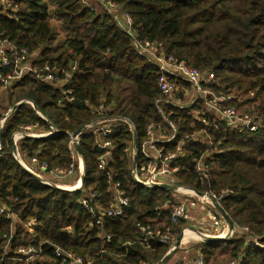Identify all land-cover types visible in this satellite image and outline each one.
I'll list each match as a JSON object with an SVG mask.
<instances>
[{"label":"trees","instance_id":"trees-1","mask_svg":"<svg viewBox=\"0 0 264 264\" xmlns=\"http://www.w3.org/2000/svg\"><path fill=\"white\" fill-rule=\"evenodd\" d=\"M11 1L18 7L15 12L0 5L4 38L35 56L38 66L58 68L56 76L68 79L63 88L73 92L74 100L59 106L63 89L40 83L33 76L14 82L8 90L10 99L14 96L11 108L31 101L47 121L22 104L10 114L2 131L0 205L17 214L18 220L13 223L0 214V264H25L15 258L20 249L28 247L41 250L46 258L30 264H62L56 257L58 247L91 257L94 264L164 262L169 246L153 242L145 249L141 245L145 235L139 226L170 227L178 237L187 222L179 219L172 223L173 192L146 188L134 181L127 149L135 143L136 133L138 165L146 163L142 144L147 128L160 126L168 139L173 135L170 123L177 128L175 138L157 143V147L163 149L164 156L177 153L180 147L176 159L168 164L170 170L178 169L173 173L175 183L219 196L234 226L248 232L226 242L199 243L206 264L225 263L220 257L240 264H264V0ZM103 2L114 3L119 16L131 18L133 37L104 9ZM95 4L102 12H96ZM53 21L68 35L62 42H58ZM134 39L141 44L162 43L164 55L201 72H213L215 82L209 88L217 94L233 95L228 106L241 112V117H252L259 130L233 129L224 122L215 129L210 115L206 116V126L193 115L204 112L200 102L158 106L160 75L147 57L138 54ZM7 73L9 70L0 69L1 75ZM178 82L181 88H192L185 81ZM112 116L127 119L133 130L119 126L108 136L112 148L104 169L99 159L105 150L97 146L92 135L80 137L85 163L81 191L45 185L13 153V137L23 128L37 126L38 132H49L53 126L59 131L56 136L23 139L18 143L19 152L29 161L47 164L50 171L67 172L72 164L77 167L71 158L69 135ZM199 132L205 141L197 137ZM201 159L209 168L205 175L196 171ZM111 183L120 184L130 206L101 228L80 201L94 194L92 205L109 210ZM30 221L36 223L33 232L25 229Z\"/></svg>","mask_w":264,"mask_h":264},{"label":"built area","instance_id":"built-area-1","mask_svg":"<svg viewBox=\"0 0 264 264\" xmlns=\"http://www.w3.org/2000/svg\"><path fill=\"white\" fill-rule=\"evenodd\" d=\"M85 3L89 7L92 6V4L88 3L87 1ZM1 4L5 8L10 9L14 12L18 10V7L14 6L11 0H0V5ZM101 5L106 11L109 12V14H114L119 26L122 29L126 30L131 37H133L131 30V18L127 14L119 16L117 7L112 2H103ZM134 43L138 54L147 57L148 60L156 66L160 75L158 80V88L161 93V99L156 101V104L158 106L187 105L175 100V95L179 91L178 81L182 80L192 86V90L196 96L194 102H200L202 104L204 112H193V115L204 125L208 126L209 123L206 119V116H211L212 114L215 119L213 125V128L215 129H218L222 125L221 122H224L226 126L233 129L237 127H243L252 132H257L259 130L258 125L253 122V118H250L249 116H237L235 108L228 106L229 101L232 98L231 96H227L222 93L217 94L209 88V86L213 85V83L215 82V74L213 72H201L195 68L189 67L184 62H179L173 56L164 55L162 52V43L145 42L141 44L135 39ZM0 69L9 70V73H7V75L0 74L1 86L4 88L8 89L14 82L20 81L27 76H33L40 83L46 85H55L63 89L62 94L64 96V99L58 102L59 106L64 107L66 105V102L68 104L74 100L73 92L71 90H64L63 88L69 83L68 79L59 80L56 76L58 68H52L48 65L42 67L38 66L37 64H35L33 55H30L26 49L19 48L16 44L5 39L4 34L1 32V30ZM19 104H27L35 110L34 104L31 101H22ZM100 109L104 111L110 110L108 108L104 109L103 107H101ZM12 112L13 110H10L0 119V131L6 125L8 117ZM36 112L41 119L47 121L45 116H43L38 111ZM200 115H203L204 117H201ZM169 125L171 127L173 135L168 139H165V135L162 132L160 126H155L152 124L147 128V139L142 144V154L144 156V159L146 160V163L138 165V163L136 162L134 168H132V176L137 184L142 185L146 188H153V185H162L166 183H173L174 185L178 186L173 179V173L178 169L175 168L173 170H170L168 164L169 162H172L176 159L177 154L180 151V147L178 148L177 153L167 154L166 156L163 155V149L157 147V143L163 144L166 140L171 141L175 138L177 134V128L172 123H170ZM119 126H128L130 130H133L132 124L127 119L117 116L103 117L83 127L85 128V132L82 135H92L96 139L97 146L105 150V153L99 159L100 165L103 169L108 164L107 162L110 158V151L112 148V142L107 140L108 136H110ZM36 128L37 126L25 127L20 132L14 135L13 142L16 143L18 148V152L15 157L18 162L34 177L41 178V182H43L45 185L66 191H81L83 188V186L81 185V180L78 181L77 184L74 185V187H64L63 189L61 188V186L53 185V183L49 181L50 179L45 177L52 176L64 180L65 178H72L74 175L81 176L83 169L75 145H80V137L82 135L77 139H74L72 137V134L69 135V149L71 152V158L73 162L77 163V167L72 164L71 168L67 172H63L59 169L50 171L47 164L40 163L37 159H33L32 162L34 163V165L29 166L22 160L21 154L19 152L18 143L21 140L26 139L27 137H33L32 139H47L49 137L56 136L59 133V131L53 126H51V130L49 132H38V130H35ZM127 152L133 155V145L127 149ZM196 171L197 173L202 175L208 173L209 168L203 163L202 159L197 162ZM109 178L111 179L110 175ZM182 188L183 187H179L177 188V190H182ZM109 191L112 195V201L109 210H103L102 207H99L96 204L95 207L92 205V201L93 199H95L94 194H89L80 201L83 208L88 210L95 217L96 226L101 228L106 226L108 220L113 219L116 216L123 215L126 209L130 206L129 198L126 197L125 192L121 190L120 184L111 183ZM185 192L187 197L181 196V199L175 198V201L172 202L174 203L172 223H177L179 219L189 220V207H191V209H194L197 207L198 203L207 206L210 201V205H213L214 200H219L217 195L207 194L209 197L203 198L199 197L194 192V190H185ZM0 214L7 216L8 219L13 221V223L18 220L17 214L11 212L9 209L1 205ZM206 214L207 221L204 223V225L207 228V234L203 232H197L195 229L189 227H185L182 230L181 235L184 236L187 231H190V229H192L193 233H199L204 237L217 236L225 237L228 238V240H231L232 236L235 234V231L233 232V234H231L229 228L225 229V223L223 222V218L221 217V215L216 213L214 210H208V208ZM35 225L36 223L34 221H30L25 225V229L29 232H33ZM210 228L214 229L215 232H208L207 230ZM139 229L145 235V238L141 243V245L145 249H150L152 247V243L156 242L158 244L169 246L167 256L172 251H174L176 245V235L173 233L172 228L167 227L165 229H160L156 227L155 229H153L151 226L141 225L139 226ZM105 240L107 241V243H109L111 241V237L107 235ZM184 245L185 243H183L182 248ZM7 249L8 248H6V251ZM55 249L56 257L62 261V264H94L95 262V259L91 257L78 256L59 247ZM104 253L105 251L101 252V254ZM17 255L19 259L15 258V261H23L25 264H30L36 260L42 261L45 259L43 257L42 251L36 249L35 247L22 248L18 251ZM189 264H206L204 257L200 253V250L198 251V255L194 259H192ZM230 264H240V262L232 261Z\"/></svg>","mask_w":264,"mask_h":264},{"label":"rangeland","instance_id":"rangeland-1","mask_svg":"<svg viewBox=\"0 0 264 264\" xmlns=\"http://www.w3.org/2000/svg\"><path fill=\"white\" fill-rule=\"evenodd\" d=\"M86 2V1H85ZM95 8H96V12L97 13H100V12H102V9H101V7L100 6H98L97 4H95ZM53 24H55V26L57 27V32H58V42H62L66 37H68V35L65 33V32H63V30H62V28H61V26H60V24L58 23V22H56V21H53ZM35 58V56H33V59ZM11 87V86H10ZM10 87L7 89V88H4V87H2V88H4V89H2L1 88V90H0V97H1V102L2 103H0V106H1V110L3 111V110H8L7 112H9L12 108H11V106H12V101L14 100V96L10 99V92L8 91L9 89H10ZM176 97H175V100L176 101H180L181 103H183V104H187V105H191L192 103H196V102H194V100H195V98H196V96H195V93L193 92V90H192V88H190L189 90H187V89H184V88H181L180 86H179V91L177 92V94L175 95ZM233 96V95H232ZM231 96V97H232ZM6 102H8V104H6ZM227 106V105H226ZM235 112H236V115L237 116H239V114H241V112L239 113V111H236V109H235ZM241 117V116H240ZM250 117V116H249ZM250 118H252V117H250ZM2 131H3V129H2ZM200 133V132H199ZM197 134V137H200L203 141H205V136H203L204 134L203 133H200V134ZM33 137H31L30 139H32ZM26 139H28V138H26ZM133 145V151H134V153H133V155H131V162H132V168H134V166H135V163H134V157H135V155L137 154V163H138V151H136V148H135V143L134 144H132ZM21 157H22V160L26 163V164H28L29 166H32V165H34V163L32 162L33 160H31V161H29L28 159H26V156H24V155H21ZM45 178H48V179H50L49 181L50 182H52L53 183V185H58V186H61V188H63L64 189V187H74V185L75 184H77V182L78 181H80L81 180V176H76V175H74L72 178H65L64 180H61V179H59V178H56V177H52V176H47V177H45ZM166 184H168V185H172L173 183H166ZM173 186H176V185H174L173 184ZM179 187H181V186H179ZM185 190H191V191H193L192 189H187V188H182V190H175L173 193L175 194V197L176 198H179V197H181V196H186L187 197V195H186V192H185ZM195 192V191H194ZM196 193V192H195ZM223 193H226V192H223ZM218 198H219V196H218ZM216 203H218L220 206H221V204L219 203V200H214ZM210 203H211V201H210ZM210 203L207 205V208H208V210H214L216 213H218L219 214V212L216 210V208L211 204L210 205ZM222 207V206H221ZM220 215V214H219ZM228 215V214H227ZM229 216V215H228ZM222 217V216H221ZM223 218V217H222ZM230 218V217H229ZM231 219V218H230ZM232 221V220H231ZM186 227H189V228H192V229H195L196 230V228H194L195 226H192L193 224L192 223H195V221L194 222H192L191 220H186ZM223 222L225 223V229H228L229 227H228V224L226 223V221L223 219ZM195 225H197L196 223H195ZM199 226V225H198ZM192 229H190V231L192 232ZM207 229V228H206ZM206 229L205 230H201V231H198V230H196L197 232H203V233H206ZM208 232H215V230L214 229H208L207 230ZM234 231H235V234L232 236V239L233 238H235V239H237V238H242V237H240L241 235H243L244 236V233L247 231V230H245V229H237L235 226H234ZM197 234V233H196ZM207 234V233H206ZM246 234H248V232L247 233H245V235ZM209 235V234H208ZM180 236H181V234H180ZM180 236H178V237H176V242L175 243H177V241H178V238L180 237ZM200 242H203L202 241V239H194V238H190L186 243H185V245L183 246L184 248H185V250H191L192 251V255H194V250L196 249V250H199L198 249V247L197 246H199V243ZM182 247L178 250V252L177 253H175V254H173L172 256H170V258H169V260L166 262V263H164V264H170L169 262H171V263H173V261L176 259V258H178V259H181V258H184V257H186L185 255H187L185 252V251ZM198 252V251H197ZM191 255V256H192ZM189 256V254L187 255V257ZM221 259H223L224 261H225V263H227V264H230L231 262H228V261H230V260H228V258L227 257H220ZM46 259V258H45ZM44 259V260H45ZM225 263H223V264H225Z\"/></svg>","mask_w":264,"mask_h":264},{"label":"water","instance_id":"water-1","mask_svg":"<svg viewBox=\"0 0 264 264\" xmlns=\"http://www.w3.org/2000/svg\"><path fill=\"white\" fill-rule=\"evenodd\" d=\"M19 106H20V104H17L16 106H14L13 110H16ZM34 107H35L36 111H39L38 107L35 104H34ZM84 132H85V128H82V129L78 130L77 132L73 133L72 137L74 139H77ZM27 138L30 139L31 137H27ZM0 147H2V130L0 131ZM75 147H76V150L78 152L79 158L81 160V165H82V169H83L82 174H81V185L83 186L84 185V181H85V163H84V160H83V152H82V149H81L79 144H76ZM138 147H139L138 138H137V135L135 133V148H136V150H138ZM17 152H18L17 145H16L15 142H13V153H14V155H17ZM136 162H137V154L134 157V163H136ZM36 178L39 181L42 180L41 178H38V177H36ZM153 188L160 189V190H168V191L174 192L179 187L178 186H173V185H168V184H162V185H153ZM195 192H196V194L199 197H203V198L204 197H209L207 194H204V193H201V192H197V191H195ZM213 205L216 208V210L219 212V214L223 217V219L226 221V223L228 224L230 233L233 234V232H234V224L231 221V219L229 218V216L227 215V213L225 212V210L218 203H216L215 201H213ZM199 235L203 239V242H205V243H220V242L228 241V238H225V237H217V236H215V237H213V236L212 237H204L201 234H199ZM183 237L184 236L181 235L178 238V241H177V243L175 245L174 251H172L167 256L166 260L164 262H162L161 264L166 263L169 260L170 256H172L173 254L178 252V250L182 247V245L184 243L183 242ZM175 264H187V263L185 261H183V260H179Z\"/></svg>","mask_w":264,"mask_h":264},{"label":"crops","instance_id":"crops-1","mask_svg":"<svg viewBox=\"0 0 264 264\" xmlns=\"http://www.w3.org/2000/svg\"><path fill=\"white\" fill-rule=\"evenodd\" d=\"M1 88H2V86H0V90H1ZM2 89H4V88H2ZM0 103H2L1 102V97H0ZM20 103V102H19ZM19 103H17V104H19ZM6 104H8V102H6ZM0 108H1V106H0ZM13 108L14 107H12V109L11 110H13ZM7 111L8 110H1L0 109V114L1 115H5L6 113H7ZM14 111V110H13ZM211 114V113H210ZM211 116H212V114H211ZM213 117V116H212ZM9 118V117H8ZM180 198V197H179ZM181 199V198H180ZM206 211H207V206L206 205H201V204H197V207L196 208H192L191 209V207H189V220H191L192 222H194L195 221V223L197 224V225H195V223H192L193 225L192 226H195L194 228H196V230H198V231H201V230H205L206 229V226L204 225V223L207 221V214H206ZM199 225V226H198ZM194 238V239H196V238H199L200 237V235L199 234H196V233H193V232H189L187 235H186V238L184 239V243H186L190 238ZM183 249L185 250V248L183 247ZM186 252V254L188 255L189 254V256L187 257V255H185L186 257H184V258H181V259H178V258H176L174 261H173V263H171V262H169L170 264H175L177 261H179V260H183V261H185L187 264H189V262L192 260V259H194L197 255H198V252L197 251H199V250H194V255H192V251L191 250H185ZM192 255V256H191Z\"/></svg>","mask_w":264,"mask_h":264},{"label":"bare ground","instance_id":"bare-ground-1","mask_svg":"<svg viewBox=\"0 0 264 264\" xmlns=\"http://www.w3.org/2000/svg\"><path fill=\"white\" fill-rule=\"evenodd\" d=\"M189 232H191V231H187V232L185 233V235H184V237H183V241H184V239L186 238V235H187ZM200 238H201V237L196 238V239H200Z\"/></svg>","mask_w":264,"mask_h":264}]
</instances>
